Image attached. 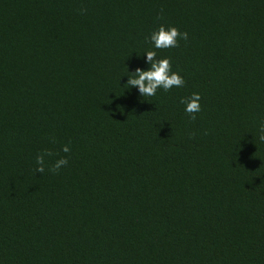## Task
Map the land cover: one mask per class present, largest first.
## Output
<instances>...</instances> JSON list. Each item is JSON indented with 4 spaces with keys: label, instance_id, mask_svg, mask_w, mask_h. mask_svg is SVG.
I'll return each mask as SVG.
<instances>
[{
    "label": "trees",
    "instance_id": "16d2710c",
    "mask_svg": "<svg viewBox=\"0 0 264 264\" xmlns=\"http://www.w3.org/2000/svg\"><path fill=\"white\" fill-rule=\"evenodd\" d=\"M262 120L264 0H0V264H264Z\"/></svg>",
    "mask_w": 264,
    "mask_h": 264
},
{
    "label": "clouds",
    "instance_id": "9594fccd",
    "mask_svg": "<svg viewBox=\"0 0 264 264\" xmlns=\"http://www.w3.org/2000/svg\"><path fill=\"white\" fill-rule=\"evenodd\" d=\"M187 32H180L176 27H168L161 25L157 30L151 33L150 41L155 49H167L178 46V40H187ZM146 60L150 65L148 70L137 68L134 72L129 73L126 86L128 88L135 87L138 89L142 97L154 96L158 89L168 91L173 87H182L185 83L184 79L177 72L172 71V65L168 58H159L156 51H146ZM199 93H193L188 98H181L180 103L185 105V112L192 120L196 119V113L201 111ZM260 141L264 142V120L260 122ZM64 153H69L70 148L64 145L61 149ZM50 151H44L36 157V172L44 173L45 171V157L52 156ZM68 159L61 157L55 160L49 167V171L57 174L63 166H67Z\"/></svg>",
    "mask_w": 264,
    "mask_h": 264
}]
</instances>
